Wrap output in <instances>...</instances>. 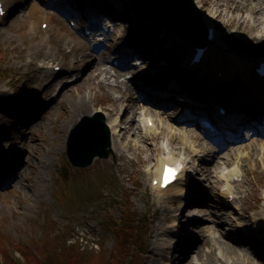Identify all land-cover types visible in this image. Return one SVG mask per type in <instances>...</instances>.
I'll list each match as a JSON object with an SVG mask.
<instances>
[{
    "label": "rangeland",
    "instance_id": "obj_1",
    "mask_svg": "<svg viewBox=\"0 0 264 264\" xmlns=\"http://www.w3.org/2000/svg\"><path fill=\"white\" fill-rule=\"evenodd\" d=\"M148 1L118 0V5L115 6L112 3V6L108 7L103 0H92L91 4L87 3L80 9L79 7L74 9L66 1L54 6L48 2L43 3L41 0H25L23 5L12 9L8 17L0 20V66L9 70L8 77L12 78L11 83L9 80L0 82V90H5L10 98H16L20 103H23L14 117L7 118L8 124L3 130L6 132V138H15L20 144L16 145L14 152L7 144L3 149L0 148V160L5 159L3 154H12L13 156L18 153L17 151H19L20 159L23 161L30 160V163L22 170V177H20L19 169L13 171L16 178L14 183L9 181L10 174L4 177L8 180H0V238L4 237L7 240L6 243L9 244L7 252L9 254L20 257V253L25 252L22 244L33 250L37 249V246L42 247L51 244L52 247H59L60 251L63 252L61 256L65 263L75 261L76 264H90L93 254L106 255L113 249L112 228H108L107 220L104 217L111 215L110 217L114 219L118 218L125 200L127 201L126 204H129L132 210L143 219L142 225L145 230L146 243L141 250L139 249L141 256H136L132 264H163V260L156 261L153 253L157 252L158 246L164 244L166 247H170L175 242L174 235H171V231L175 229L172 228V221L179 213V208L184 201H181L182 199L178 201L175 198L174 195L179 193L176 190H170L160 195L155 194L150 181L158 174L161 160L167 156L191 159L193 152L188 141L180 140L170 144L166 137L159 140L152 139L160 147V150L156 151V155H153L150 160L143 150L146 144L134 141V145L140 150L128 149L125 144H122L121 149L112 151L107 159L95 158L85 168L72 167L65 155V142L69 130L83 115L89 114L90 110L112 109L109 100H114L117 95L109 90L112 88L111 86H107L113 81L101 86L98 84L101 78L90 80L92 81L90 82L92 89L90 92L85 91L89 85H83L82 81L88 77V74H85L83 79L78 78V81L72 84L68 80L55 88H51L49 97L52 96L53 99H50L52 102L49 109L44 113L42 120L35 122L41 101L32 102V100L35 96L38 95L39 97L43 93V88H37L41 74L36 73L33 68H29L28 63L34 61L38 65L51 67L64 62L66 68L68 65L67 53L71 47L69 49L57 40L55 31L67 32L68 37L85 41L82 32L69 25V19L72 18L77 23H84L89 6H92L95 11L99 9L103 12L106 11L115 19H124L123 23H116L110 28L114 34L111 39L106 40L107 49L105 52L108 59L106 66L111 68L112 73L115 70H124V76L121 80H125L128 87L132 88L131 98L126 104V108L138 103L140 99L143 101L148 99L149 91L144 89L143 84H146V87H156L160 82H176V85L172 86L174 93L178 92L183 95L184 101L182 103L177 102L179 105L171 106L162 112L165 115H172L173 125L176 129H186L209 145L212 141L205 139L203 134L198 131L196 119L198 113L201 114L203 110L212 111V100L225 102L231 113H238V125L247 124L255 127L257 126V118L264 116V96L261 97L259 94L258 96L252 90V87L253 89L255 87L250 88L248 85L252 81L250 73L247 74L248 78L245 82L241 80L242 76L236 69L232 75L233 82H219L212 85L214 82L211 79L197 81L193 73H181L179 71L175 64L177 60L172 56L178 48L176 45L168 50L166 56L160 53L163 50L162 43L158 39L160 27L155 25L150 18ZM204 1L206 4H202L203 8L208 11V17L216 23L218 38L227 45L228 54L234 58L238 57L249 61L253 54L255 56L264 53V33L252 30L255 25L252 12L257 11L260 6L257 2L253 0ZM30 5H35L38 11H33ZM54 7L58 12H63V10L71 7L70 9H74V12H68L69 16L66 19L57 15L54 12ZM199 9L201 13L203 9L198 7ZM43 15L52 17L50 21L52 29L47 34H42L41 31L45 29L42 30L40 26L38 27ZM33 24L36 25V30L24 37ZM238 24L240 25L239 29L236 27ZM115 34L121 35L122 43L115 42ZM48 36L57 47L56 52L59 54V50L63 53L64 61L59 56H54L53 60L46 57V52L49 50L48 44L42 46L38 55L35 54L33 44L41 39L45 41ZM123 46L131 48V52L138 59H147L139 72L148 70L153 77L146 78L142 83L140 81L138 85H133L134 71L111 66L110 60L112 57L118 56L117 52L122 50ZM231 47L240 51H234L235 49ZM6 86L13 88V90H9ZM187 88L190 95L186 96ZM59 92L60 94L57 96ZM80 96L86 97L88 106L84 112L79 109L78 114L74 112L76 121L64 129L63 122L72 115L71 104L77 102ZM0 98V120L3 121L6 118L5 113H3L5 104L2 103L4 97L0 96ZM143 104L147 112L141 111L140 115L147 113L145 118L154 120V112L161 110L149 106L150 104ZM117 117L120 120V128L129 127L131 125L130 120H133L126 112L124 115L118 114ZM138 118L136 119V122L138 120V128L144 134L143 117H140V120ZM236 123L231 126L230 132L234 141L218 145L217 148L210 146L205 150L206 154L210 155V152L215 150L220 155L217 173H212L214 178H207V180L202 172L195 173L192 171L193 173L189 174L190 179L194 180L192 176L196 175L195 177L200 179V183L192 181L187 185L185 178L179 182L181 186L185 183L186 186L183 187L186 191L208 195L206 200L213 206L222 205V209H214V211L216 213L221 211L230 216H224L227 220L224 222L227 224L222 223L221 225L225 234L229 235L230 240H238V235L229 234L234 232V227L232 232L227 231L228 225L233 226V222L228 219L238 220L243 209H250L246 211L245 214L247 215L264 209V137L261 134L248 136L236 127ZM17 124L24 127L16 130ZM173 132L175 133V130ZM34 135L41 140L40 145L33 150V157L25 156V152L28 151L31 144L30 140ZM56 136L61 138L63 148L60 151L58 149L56 153L48 152L47 150L52 147L51 143L56 140L54 138ZM22 139L24 142L21 141ZM128 139L134 140L132 132L128 135ZM232 149L235 152H230ZM119 153L124 156L120 158ZM41 160L46 162L42 168L36 166L37 164L40 165ZM63 167H67L68 170L66 177L62 175ZM205 169L209 171V166L202 168L204 171ZM233 170L236 171V174L227 177L228 173ZM221 177L223 179L226 177V180L223 181ZM213 181L215 187L218 188L211 191ZM28 183L31 185L28 186ZM228 188L236 197L233 205L235 209L227 206L225 196H220V192L224 193L223 191ZM253 206L258 208L253 209ZM209 207L210 205L206 206L207 209ZM213 208L211 207V209ZM258 219L260 220V215ZM237 222L242 228L252 229V223L255 220L249 222L241 218ZM162 230L167 232L162 233ZM236 231L239 230L236 229ZM196 238L198 240L195 245L205 241L204 235L196 236ZM249 244L251 242L247 244L248 247H250ZM67 245H75L72 253L69 252ZM201 247H197L199 251L195 255L196 257L192 254L188 255L186 252L184 258L188 257V261L185 264H205L207 258H213L210 256L208 246L202 245ZM256 251L259 252L260 250L256 249ZM164 254L176 256V252L170 250L165 251ZM226 262L227 264H242L233 257H227Z\"/></svg>",
    "mask_w": 264,
    "mask_h": 264
},
{
    "label": "bare ground",
    "instance_id": "obj_2",
    "mask_svg": "<svg viewBox=\"0 0 264 264\" xmlns=\"http://www.w3.org/2000/svg\"><path fill=\"white\" fill-rule=\"evenodd\" d=\"M1 1L3 4V8L6 11L7 17H8L10 12L12 11V9L20 7L25 0H1ZM41 1L43 3L53 2V0H41ZM65 1L67 2V4L76 3V5H83L84 3L85 4H87V3L91 4L92 0H65ZM253 1L257 2L260 6H259V9L257 11L252 12V15H253L252 18L255 22V25L252 27V30L261 31L258 33H264V0H253ZM195 3L199 7H201V9H203V11H201V15H200L202 18V21L205 24H212L214 26V24H216V23L208 17V11L205 10V8H203L204 6L202 4H206V2L204 0H195ZM116 4H119L118 0L116 1ZM31 7H32L33 11H38V8L35 5H33ZM88 9H89L88 17L90 20V17H91L90 15H93V13L96 14V12H93V9H91V6H89ZM68 10L69 9H66L67 12H68ZM61 15L63 17H67L65 11ZM41 18H43V19L40 20L38 27L42 23L48 22L46 30L42 32V34H47V32L52 29V24L50 22L52 17L50 15L49 16L43 15V16H41ZM69 20L72 21V18H70ZM89 23H92V24H89ZM89 23L87 21H85L84 23H82L80 25L79 23L75 22L76 25L74 28L77 31H81V32L84 30L88 31V30H90L89 28L94 25L93 22H89ZM106 23L110 24L109 21ZM236 27H237V29H239L240 25L238 24ZM35 30H36V25L33 24L31 26L30 30L28 31V33L24 35V37H27L29 34L32 33L31 31H35ZM102 31H104L103 27H102ZM113 34H114V32H112V31H110V33L108 32L107 34L101 33L98 36L102 35L103 37L100 36L98 38H97V35L88 34V36H87L88 39L85 42L83 40L78 41L76 39L68 37L69 34L67 32L61 33V31H58V30L55 31V35H56L57 40L61 41L69 49L71 47V50L68 51L69 54L67 56L68 65L65 68V63L64 62L61 63L59 66H61L62 69L60 68L59 72L53 73L49 70V67H46L45 65H38L34 61H30L28 63L29 68H33V70H35L36 73L41 74V78L39 80V84L37 85V88H41V87L43 88V93L39 97H38V95L35 96V98H33V100H32V102L37 101V100L41 101L39 104V112L37 113V117H36L35 122L42 120L44 113L49 109V105L52 102L50 100V97H49V94L51 92L50 91L51 88H55L58 85H60L61 83H64L65 81H68V80H70L71 84H72V83L78 81L79 75H82L80 79H83L85 74H88V77H86L85 80L82 81V83H83V85H86V86L89 85L88 88L86 87L87 89L85 91L90 92L92 89V83H90L92 81H90V80H92V79L96 80V79L101 78L99 80L98 84L103 86V85H105L106 82L112 81L114 79L115 84H107L108 87L112 86V88H109V90H111L115 94H117L116 97L114 98V100H112V101L109 100V104L111 105L112 109H107V110L102 109L105 116H106V125L110 131V137H111V148L114 152L116 150L121 149L122 144H125V147L128 149L136 148L137 150H140L137 146L134 145V141H139V142L146 144L144 146L145 148L143 150H145V154L147 155L148 159L150 160L153 155H156L155 152L160 150V147L158 145H156V143H154L152 141V139L156 138L155 140H159L162 137H166V138H168L170 144L174 143L175 141L186 140V141H188V143H190V147H191V149H193V153H195V154H193L192 159L189 160L191 162V160H193V158L195 159V162L191 163L192 164L191 167H192L193 171L195 173L202 172L203 175H205L206 179L207 178L208 179L214 178V176H213L214 174H212V173H215V172L217 173V170L219 168V158H220L219 152L214 150V152H210V155L206 154L205 150L210 148V146L208 144H206L205 141H203L200 137L195 136L194 133L188 132L186 129H183V128L176 129L173 125L172 115H165L162 112L164 109H169L171 106L176 107L178 105L177 102L172 101V99H170L168 97L166 98V97L160 95L158 92H156L158 90L155 86L154 87L153 86L152 87H146L147 85L143 84L142 86L144 87V89L149 91V96L147 95L148 99H145L146 101L145 100L143 101L142 99H140L138 103L132 104V106L130 108L125 107L126 104L130 101V98H131L130 93H131L132 88L128 87L125 80H121V78H123V76H124V70H115L114 73H112L111 68L106 66V64L108 63V59L106 58V52H105L106 49L104 48V43L106 42V40L111 39ZM160 35H161V33L159 34V38H160ZM165 38L168 39V42L166 41L167 44L162 45L163 50H161L160 53H162L164 56H166V54H168V52H169L168 50L170 48L174 47V45H176V47H178V48L173 55L176 58L175 60H177V62L175 64H176V66H178V64L180 63V59L182 57L185 58L187 56L186 52L188 50V46H191V44L189 43L191 41V39H190L191 37L188 35V39L185 38L184 40L180 41L172 35H171V39H170L169 35L166 34ZM115 42L122 43L121 35L115 34ZM46 44H48L47 46L49 47V50L46 53L53 54V55L56 54L57 47L55 46V44H53V42L49 36L47 37V39L45 41L43 39H41L37 43L33 44L35 46V54L38 55L39 50H41L42 46L46 45ZM76 49H79V53L81 52V57H80V54L76 52ZM93 50H99V52L95 51V53L97 55L92 56L91 54H89ZM122 50H123L122 52H124V53L132 54L131 48L123 46ZM216 50L217 49L213 46V44L210 43V46L208 47V50L206 51V53L210 54L211 56L214 55V58L212 59V61H214L218 56H220V54L217 52L218 50L217 51ZM58 52L60 54L61 59L64 61L63 53H61L59 50H58ZM82 52H84V53H82ZM161 57H163V56H161ZM184 58H182V59H184ZM135 60L136 61H134V63L139 64V59L137 58ZM225 60H229V61L225 62V64L224 63H219V64L214 63L213 65L209 64V66L206 70V71L210 72L215 68V72L221 71L222 73H224L226 77L221 82H225V83L233 82L232 75L235 73V72H233V70H236V69L237 70H242V69L244 70L246 64H248V63L253 64V62L246 61V60L241 59V58L239 59L238 57L234 58L230 55H228V56L226 55ZM111 63H112V61H111ZM140 64L143 65V63H140ZM179 66L182 67L181 65H179ZM140 68H141V66H139L136 70H134V68L132 66H130L129 68H126V70H128V71H131V70L134 71L135 75H134V77L132 76L133 81H134L133 85H136V84L138 85V83L140 81L142 83V81H145L146 78L153 77V75H151L148 72V70L139 72L142 69V68L141 69ZM205 68H206V66H203V68L200 70V72H197V73L198 74L201 73ZM188 69H191V68L188 67ZM224 70H225V72H224ZM243 77H246V76H243ZM219 79H222V78H219ZM246 80L247 79L243 78V81H246ZM212 82H214V83H212V85H213V84L218 83L219 81L217 79H215V81L213 80ZM252 83H256L258 86L256 88H260L261 86L259 85V83H264V82H262L260 80V78H258V76H257L256 79H254V77L252 78ZM249 86H250V88L252 87L251 84H249ZM256 88H254L253 91H255ZM160 89L162 90L163 87ZM122 90H124V91H122ZM258 90H259L258 94L261 97L264 96L263 90L261 88ZM151 91L153 92V94H155L156 97L153 96ZM0 93H1L0 96L4 97V100L2 101V103L5 104V110L3 113H5V115L8 118L14 117L16 115V113L18 112V110L20 109V106L23 105V103H20L16 98L15 99L10 98V96L6 92H3V93L0 92ZM59 94H60V92L57 94V96ZM44 96H47V97L45 98ZM10 99H12V100H10ZM0 101H1V98H0ZM143 103L150 104L149 106H152L153 108L156 107V108H159L161 110L158 112H154L155 119L153 120V122L155 121V123H154L153 129H150L147 127V125H148L147 123L150 122V120L145 118L146 117L145 114H147V113H142V115H140L141 111L147 112ZM87 106H88V103H87L86 97H84V96H80V98L77 100V102H74L73 104H71L72 115L69 116L68 118H66L65 122H63L64 129H67L69 126H71L76 121V117L73 113L76 112L78 114V109L81 112H84V110L87 108ZM150 111H152V110H150ZM91 112L92 111L90 110L89 113H91ZM125 112L128 113V115L131 116V118H133V120H130L131 125L129 127L120 128V126H119L120 120H118L117 115L120 113L122 115H124ZM237 115H238V113H236V114L230 113V116L225 117V119H229L232 121L233 119L236 118ZM137 117H139L138 118L139 120L141 119L140 117H143V120H144L145 125H146V126H143V130H144L143 133L144 134H142L140 129L138 128L139 127L138 126V120L136 122ZM7 124H8L7 118H4L3 121L0 120V146H1L0 148L1 149H3L6 144L10 147H13V148H14V144H17V143L20 144V142H18L15 138H6L5 137L6 132L5 131L3 132V130L7 126ZM17 126L22 127L21 124H17ZM173 130H175V133L173 132ZM252 131L253 130H249V133L251 134ZM131 132H132V135L134 136V140L133 139L127 140V137ZM16 136L17 135H15V137ZM219 136H221V134ZM54 138H56V140H53V142L51 143L52 147L48 148V150H47L48 152H55L56 153L58 149L60 151L63 148V143L61 142V138H59L57 136ZM21 141L24 142V139H22ZM30 141H31V144L29 145L28 151L25 152V156L30 155L31 157H33L34 156L33 150L36 149L40 145L41 140H39V138L34 135ZM230 152H235V150L232 149V150H230ZM199 154H201V155H199ZM18 155H19V153H17L14 156L15 158L13 161H9V162L5 163V164H7V166H5V169L0 168V171H1L0 180L1 179L3 181L8 180V178H4V177L6 175H8V173H9L11 175L9 177V181H10V183H14L16 181V178L14 177V175H13L14 172H12V171L15 170L16 166H17V169H19L20 177H22V174H21L22 170H24L25 167L30 163V160L26 159L24 161V163L23 162L21 163L20 161L16 162ZM3 156L5 157V159H1L0 161H4V160H7L10 157H12V155H5V154H3ZM119 157H122V155H119ZM75 158L79 159V155H76ZM170 158L171 157H168L165 160H168ZM45 164H46V162L41 160L40 165L37 164L36 166L37 167L41 166V168H42L45 166ZM162 164H163V160H161V164H160V168L158 170V174H160V172H161ZM204 166H206V167L209 166V171L206 169H205V171L202 170V168ZM235 172L236 171H234V170L230 171L228 173L227 177H231L232 175L234 176L236 174ZM155 179H157V178H155ZM221 179L224 181V180H226V177H224V179H223V177H221ZM194 180L200 181V179L197 177H194ZM29 185H31V184L28 183V186ZM217 188L215 187V182L213 181L211 183V188H210L211 191H212V189H217ZM153 190H154L155 194H157V195L164 194L170 190H176V191H179L178 194L174 195L177 197L182 196V194L185 192L184 187L181 186L179 183H175L171 186H168L165 190H162V191L157 189V188H153ZM223 192H225V193L220 192V196H222V197L225 196V201L228 199L229 195L234 194L233 192L230 191L229 188ZM192 196H195L194 200H193V198H190V196H187V197L184 196L183 197L185 206L181 205L179 210L183 208V212H184L183 217L197 219V220L196 221H188L186 223L187 226L186 225L185 226L183 225V227L181 226L182 235H185V236L183 238H180L181 236L178 235L177 238H174L175 242L170 247H166L164 244L158 246L157 252L153 253V257L156 258V261L163 260V264H185L188 261V259H187L188 257L184 258V255L186 254V252L189 251V253H188L189 255L191 253L195 254V252L197 251V247L199 248L200 246L203 245V246H208L210 248V256L213 257L211 259L207 258L205 261V264H227V262H226L227 257H233V258H235V260H239L242 264H264V244H263L264 243V209L257 211V212H254L251 215L245 214L247 210H250L249 208L241 210L242 214L239 217V219L236 221H240L241 218H244L245 220H248L249 222H252L253 220H255V222L252 223L253 224L252 229L242 228V227H240L238 222H237V224L235 223V227L228 225V228H226V229L229 232L233 231L232 227H234L235 230L236 229L239 230L238 231L239 233L237 231H234L233 233H229L232 236H235L236 234L238 235L237 236L238 240L235 239V240L231 241L230 237L223 233L222 227H221L222 223L227 224V222H224V221H227L225 219V217H230V216H227L225 213H219V212L216 213L214 211V209H217L218 207H222V205L218 204V205L213 206L212 204H210V202L208 203L206 200V198H208V195L206 196V194H202V193L197 194V193L192 191ZM234 200L236 201V198ZM208 205H210V207H209V209L206 210L205 208ZM211 207H214V208L211 209ZM230 208H234V206L231 205ZM256 208H258V207L253 206V209H256ZM208 210H210V211H208ZM259 215H260V220L258 219ZM228 220L235 222V219H232V218L228 219ZM172 222H173V226H175L176 225L175 218H173ZM178 225H176V226H178ZM166 232H167L166 230H162V233H166ZM187 234H189V235H187ZM201 235H204V240H205L204 243L201 245H195L196 243L194 241L197 239L195 237L201 236ZM189 240H191L192 243L187 244L186 242ZM249 242H251V244H249L250 247H248V245H247ZM254 246L256 249L260 248L261 252L256 251V249L254 250V248H253ZM167 250L168 251L170 250L172 252L177 251L176 253H178V254H176L175 257H169L168 255L164 254V252L165 251L167 252Z\"/></svg>",
    "mask_w": 264,
    "mask_h": 264
},
{
    "label": "trees",
    "instance_id": "obj_3",
    "mask_svg": "<svg viewBox=\"0 0 264 264\" xmlns=\"http://www.w3.org/2000/svg\"><path fill=\"white\" fill-rule=\"evenodd\" d=\"M9 74V70L0 66V79L8 78ZM123 202L124 205L118 218L114 219L110 217L111 215L106 218L104 217L107 220L108 228H112L113 249L106 253V255L93 254L90 264H132L136 256H141L139 249L141 250L146 243L144 237L145 230L142 225L143 219L132 210L129 204H126V200ZM6 241L4 237L0 238V255L2 256L0 264H76L75 261L65 263L61 256L63 252L60 251L59 247L54 248L51 244L49 246H37L35 250L22 244V248L25 249V252L21 253L24 258V262H22L15 255L7 252L9 244ZM74 246L67 245L69 252H73Z\"/></svg>",
    "mask_w": 264,
    "mask_h": 264
},
{
    "label": "water",
    "instance_id": "obj_4",
    "mask_svg": "<svg viewBox=\"0 0 264 264\" xmlns=\"http://www.w3.org/2000/svg\"><path fill=\"white\" fill-rule=\"evenodd\" d=\"M190 15H191L192 18H194L193 19L194 20L193 23L197 25V23H199V21H198V17L196 16V14L195 13H191ZM188 17H189L188 14H185L183 12H180L179 19L176 22L175 21H172V24L171 25L174 26V24H175L176 25L175 29L177 27H181V28L186 29L187 26H186V23L185 22H186V20H187ZM188 27H190V29H192L194 26L192 25V23L191 24L188 23ZM200 30H203L202 25L200 26ZM106 146H108V141L107 140L105 141V144L101 148H99V149H97L95 151H92L89 154L90 155V158H92L94 155H98V156H101V157H105L106 156V151H105V147ZM90 162H91V159H89L87 162H83V163L74 162V164L75 165H77V164L86 165V164H89Z\"/></svg>",
    "mask_w": 264,
    "mask_h": 264
},
{
    "label": "snow or ice",
    "instance_id": "obj_5",
    "mask_svg": "<svg viewBox=\"0 0 264 264\" xmlns=\"http://www.w3.org/2000/svg\"><path fill=\"white\" fill-rule=\"evenodd\" d=\"M175 169H171V168H165L164 171V175H163V180L165 182V184H167L168 182H171V180L174 178L175 176Z\"/></svg>",
    "mask_w": 264,
    "mask_h": 264
}]
</instances>
